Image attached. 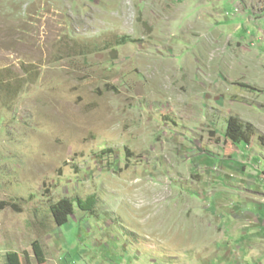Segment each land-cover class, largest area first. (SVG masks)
Returning <instances> with one entry per match:
<instances>
[{"label":"rangeland","instance_id":"obj_1","mask_svg":"<svg viewBox=\"0 0 264 264\" xmlns=\"http://www.w3.org/2000/svg\"><path fill=\"white\" fill-rule=\"evenodd\" d=\"M10 253L264 264V0H0V264Z\"/></svg>","mask_w":264,"mask_h":264},{"label":"trees","instance_id":"obj_2","mask_svg":"<svg viewBox=\"0 0 264 264\" xmlns=\"http://www.w3.org/2000/svg\"><path fill=\"white\" fill-rule=\"evenodd\" d=\"M126 40V39H125ZM236 125L231 123V130L229 132V138L233 141L234 144H237L241 141H246L250 143V138L248 137L249 133L246 131L244 126L239 125L236 122ZM252 127L250 126V129ZM77 204L80 209L86 212H90L96 205L95 199L90 198L85 202L81 200L77 201ZM74 203L68 199L61 200L57 204L51 207V213L53 220L58 227H64L68 224L69 218L74 214ZM34 252L37 259L41 262H44V253L41 245L39 243L34 244ZM7 264H21V260L18 254L10 253L7 255Z\"/></svg>","mask_w":264,"mask_h":264}]
</instances>
